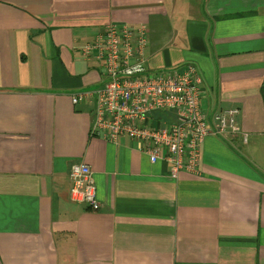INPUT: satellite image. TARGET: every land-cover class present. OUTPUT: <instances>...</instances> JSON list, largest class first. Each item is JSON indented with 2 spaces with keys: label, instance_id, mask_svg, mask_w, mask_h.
<instances>
[{
  "label": "crops",
  "instance_id": "crops-1",
  "mask_svg": "<svg viewBox=\"0 0 264 264\" xmlns=\"http://www.w3.org/2000/svg\"><path fill=\"white\" fill-rule=\"evenodd\" d=\"M111 24L147 26L153 70L195 65L204 111L240 109L200 175L91 135L72 98L103 66L78 50ZM77 163L97 212L71 200ZM0 264H264V0H0Z\"/></svg>",
  "mask_w": 264,
  "mask_h": 264
},
{
  "label": "built area",
  "instance_id": "built-area-1",
  "mask_svg": "<svg viewBox=\"0 0 264 264\" xmlns=\"http://www.w3.org/2000/svg\"><path fill=\"white\" fill-rule=\"evenodd\" d=\"M146 25L111 24L78 50L87 62L102 64L100 87L73 95V103L94 100L93 137L135 142L151 163L166 161L170 174L200 175L203 146L210 136L236 138L240 109L214 112L201 106L203 79L193 64L153 70L149 67ZM247 142V136L244 135ZM70 196L97 212V186L91 167L72 165Z\"/></svg>",
  "mask_w": 264,
  "mask_h": 264
}]
</instances>
